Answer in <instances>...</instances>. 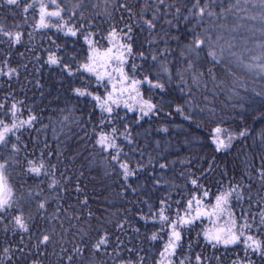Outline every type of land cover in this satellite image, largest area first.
Instances as JSON below:
<instances>
[{"label":"snow or ice","instance_id":"snow-or-ice-1","mask_svg":"<svg viewBox=\"0 0 264 264\" xmlns=\"http://www.w3.org/2000/svg\"><path fill=\"white\" fill-rule=\"evenodd\" d=\"M0 9L20 17L19 23H0V46L6 49L0 56V78L11 87L21 70H28V63L11 61L13 50L24 45L27 25L32 31L27 32L25 51L31 55L29 62L34 61L33 71L56 70L69 100L92 104L91 132L82 127L84 135L78 137L91 146L81 167L119 180L121 198L147 188V198L133 202L143 205L135 213L105 208L107 217L96 216L79 179L73 183L70 170L59 168L69 149L66 141L72 139L65 129L80 126L74 107L54 110L45 124L25 99L7 92L0 99V264H52L51 255L54 264H264V129L258 146L255 139L246 146L258 151L249 156L241 149L244 167L239 175L225 167L213 190L205 179L219 167L215 158L199 174L181 171V186L166 175L174 161L160 162L151 155L143 161L140 133L134 127L173 112L193 121L199 113L215 125L209 133L214 152L227 153L234 141H247L254 130L224 127L225 115L208 107V94L213 99L227 94L233 103L226 115L233 120L243 121L245 104L264 105V85L250 92L238 75L244 71L264 81V0H235L227 6L215 0H0ZM182 27L191 36L183 45L175 35ZM36 31L52 32L42 51L33 44ZM172 41H177L178 52ZM17 54L27 59L25 52ZM34 86L43 87L39 78ZM138 151L141 158L134 155ZM79 155L74 152L71 159ZM17 168L22 182L13 183L11 173ZM145 172L151 183L141 185ZM73 191L83 195L77 200L79 209L65 207V196ZM205 219L210 226H202ZM73 220L83 223L68 241L69 228L76 227ZM157 242L162 243L158 250Z\"/></svg>","mask_w":264,"mask_h":264},{"label":"trees","instance_id":"trees-1","mask_svg":"<svg viewBox=\"0 0 264 264\" xmlns=\"http://www.w3.org/2000/svg\"><path fill=\"white\" fill-rule=\"evenodd\" d=\"M215 2L218 5L224 4L227 6L229 3H234L235 0H215ZM5 16L8 17L6 20ZM229 19L231 20V18ZM14 22H20L19 15L13 18L7 14L6 10L0 9V23L11 25ZM28 22L29 24L34 23L31 13L28 15ZM192 27H194V25L188 26V28ZM196 30L199 31V29ZM24 31V45L13 50L11 61L13 64L28 63V70L24 71L22 69L20 79L18 81H12L11 87H9V84L5 82L4 79L0 78V99H2L7 92L14 91L17 94V98L25 99L27 106L33 108L36 113L41 114L45 124L48 123V118L54 110L64 108L66 105L69 108L74 107V115L80 120V126H77L76 124H70L71 132H69L67 128L65 129V133L72 137V139L66 141L69 145V149L65 150V156L61 157L63 163H60L59 165L60 170L63 171L65 167H67L70 170L69 175L73 177V183L76 182L77 178L79 179V183L84 190L83 195H87L89 198L88 207L95 211L96 216L103 215L107 217L109 213L104 212L105 208H108L110 212H116L118 209L122 211L125 208H130L132 209V212L135 213L137 208L143 207V205L133 202L146 199L147 197L144 196L143 192L147 191V188H144L142 191H138L137 193L128 191L124 194L123 198H121L117 195V193L121 191L119 180H117L115 177H105L102 171H99L95 168L89 170L87 166L83 168L81 167L82 163H84L83 158L88 155L89 151L91 150V146L90 142L88 141L81 143L78 137H83L84 130L91 132L89 113L92 110V104L86 100H69L66 88L63 86L56 70L45 67L41 69L40 73L33 71L34 61L29 62L32 59L31 55L25 51V46H28L27 32L32 31V29L26 25ZM51 35V31H36L33 33V44L36 46L37 51H42L43 48L48 47L47 37ZM175 35L179 37V44L181 45L186 44L188 40L191 39V36L187 35V29L183 27L181 28L180 32L175 33ZM59 42L60 41H58V43ZM171 43L172 47L176 48L178 52L179 48L176 47L177 41H172ZM5 51L6 49L3 46H0V56H3ZM18 52H25L27 59L21 60L17 54ZM238 75L248 82L250 92L251 88H259L264 85V81L254 74L241 71L238 73ZM36 78L40 79V82L43 85L42 88H36L34 86ZM208 95V107H216L218 115H225L226 123L223 125L224 127L236 130L239 127L247 126L249 129L254 130L253 134L249 136L247 141H234V147L227 153L214 152V147L209 141V133L210 129L215 127V125L209 122L207 114L201 115L197 113V116L193 121H188L179 114L173 112L171 117H163L159 120L156 118H152L150 120L146 119L145 121L141 122L139 127H134L136 128V131L140 133L138 141L139 148L143 151V161L147 163L149 155L160 160V162H164L165 160L169 162L174 161L175 163L170 164V168L168 169L166 175L170 180H173L176 184L181 186L184 184L183 179H181L179 175L181 171L190 170L199 174L197 170L207 168L209 162L215 158V164L219 165V167L215 168L212 173H207L205 179V182H211V186L213 190H215V181L220 179V172L225 167L229 169L230 174L235 172L237 176L239 175L240 170L244 167L242 162L244 159V156L241 152L242 148H245V150L248 151L249 156L252 152L258 151V147L251 148L246 146H251L254 139L257 146L260 143L258 134L261 129H264V119L260 118V113L261 111H264V105H261L258 102L250 106L245 104L246 111L243 121H241L238 117L233 120L229 118L228 115H226L231 113V104L233 103V101L228 99L227 94H218L216 95L215 99H213L211 94ZM198 99L202 98L198 97ZM221 109H223V113H221ZM129 118H132V114H129ZM197 124H199V127ZM37 127H39V125H37ZM82 127L84 130H82ZM164 128H167L166 132L162 130ZM145 130H147V133ZM73 133H75L76 136H73ZM32 135L35 136V132H33ZM48 135L51 137V129L48 130ZM27 137L28 134L25 133V142H28ZM43 138V134H41L40 139L42 140ZM61 139H65V137L62 136ZM49 143H52L53 147H55V143L51 139L49 140ZM29 150H31V144L29 145ZM74 152H79L80 155L77 156L75 160H72L71 157ZM134 155L136 158H141L139 151ZM187 161H191V163H188ZM53 162H56L55 157H53ZM256 163L258 164L259 160H257ZM20 171L21 170L17 168L11 173L13 183H17L18 181L22 182ZM80 171L84 172L83 176H79ZM149 171H151V167H149ZM57 175H59V173H57ZM27 183L34 184L35 181L28 180ZM139 183L141 185L151 183L147 172L141 174ZM18 186L19 185L17 184V187ZM189 187L191 186L189 185ZM83 195L75 193L74 191L71 192L70 195H66L65 207H67L68 204H72L75 205L77 209H79L80 206L77 204V200L78 198L83 199ZM175 198L178 199L179 197L176 196ZM53 207H55V204ZM51 211L52 209L50 208L49 212ZM145 211H147L146 208ZM77 214L80 213L78 212ZM69 215H71V213H69ZM83 215H87V208L83 210ZM111 219L115 220L116 217H111ZM82 223L83 221L77 223V221L73 220L72 224L76 227L69 228L68 222L65 221L64 227L69 228L68 235L65 237V239L71 241L74 234L76 233L77 228H79ZM92 223L95 224L96 221L93 220ZM133 223L135 224V221H133ZM207 224L208 223L205 220L202 222V226H207ZM41 226H44L43 222H41ZM198 230L199 228L197 231ZM60 231L61 230L57 228V232ZM144 231L145 229L141 228V232L143 233ZM129 234L130 236H134L130 229ZM192 235L195 237V231L192 233ZM75 238L78 239V235H76ZM123 238L125 240L129 239L128 236ZM3 239V234L0 232V243L3 242ZM133 243H138V241L133 239ZM66 246L70 247L71 244L69 243ZM161 246L162 243L160 242L154 244V248L157 250ZM144 247H148V244L144 243ZM56 250L59 251L58 248ZM196 251H200V249L197 248ZM49 252H51V249H49ZM208 254H211V250H209ZM55 259V255L50 256L52 264H54Z\"/></svg>","mask_w":264,"mask_h":264},{"label":"rangeland","instance_id":"rangeland-1","mask_svg":"<svg viewBox=\"0 0 264 264\" xmlns=\"http://www.w3.org/2000/svg\"><path fill=\"white\" fill-rule=\"evenodd\" d=\"M205 221L208 223V224H207V226H210V223H209V221H208V220H206V219H205Z\"/></svg>","mask_w":264,"mask_h":264}]
</instances>
